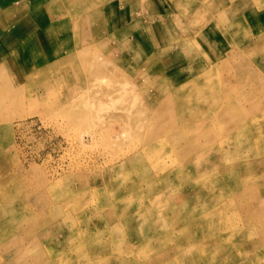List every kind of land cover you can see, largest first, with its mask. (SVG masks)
<instances>
[{"label":"rangeland","instance_id":"374dc122","mask_svg":"<svg viewBox=\"0 0 264 264\" xmlns=\"http://www.w3.org/2000/svg\"><path fill=\"white\" fill-rule=\"evenodd\" d=\"M54 13L57 61L0 73V264H264V0Z\"/></svg>","mask_w":264,"mask_h":264},{"label":"crops","instance_id":"0c3cea01","mask_svg":"<svg viewBox=\"0 0 264 264\" xmlns=\"http://www.w3.org/2000/svg\"><path fill=\"white\" fill-rule=\"evenodd\" d=\"M55 7L58 0H0V73L7 75L9 88L59 58ZM27 42L31 44L27 46Z\"/></svg>","mask_w":264,"mask_h":264},{"label":"bare ground","instance_id":"6f19581e","mask_svg":"<svg viewBox=\"0 0 264 264\" xmlns=\"http://www.w3.org/2000/svg\"><path fill=\"white\" fill-rule=\"evenodd\" d=\"M181 90V89H180ZM234 96V95H233ZM232 97V96H231ZM230 97V98H231ZM229 98V99H230ZM220 99H222L221 97H220ZM228 99V100H229ZM224 104V108H225V110H224V112H223V114H228L229 112L231 113V111H229V109H227V104H226V102H223ZM177 106H178V110H173V111H176L177 112V115H180L181 117H180V120H179V123H181V122H183V124H185V121L186 120H184V117H185V115H186V113H187V110L189 109V107H190V103H187V102H183V103H178L177 104ZM238 107V106H237ZM173 114H174V112H172ZM220 113H222V112H220ZM231 116V115H230ZM224 118V117H223ZM236 128V127H235ZM233 130V129H232ZM178 137L180 138V142L178 143L180 146H181V144H182V141H184L185 140V138L187 137V138H189V135H188V133H186V132H182L181 133V135H178ZM186 138V139H187ZM174 146H175V143L173 144ZM177 145V144H176ZM211 147V146H210ZM150 150V149H149ZM149 150H144L142 153H140V154H138L137 156H135V160L134 159H128V160H126L125 162H123V164L122 165H120V167L119 168H123V167H125V165L128 163H134V162H137L138 160L140 161L142 158H145V159H148V158H150L151 157V152L149 151ZM212 151H214L215 152V154H218L219 152L221 153L222 152V150H221V148L220 147H216V145H212ZM180 159H181V156H180ZM134 160V161H133ZM182 161L184 160V158L182 157V159H181ZM191 163V161H187L185 164H187V166L189 165ZM130 165V164H129ZM189 167V166H188ZM190 168L192 169V173H193V175L195 174V175H197V166L196 167H193L192 168V166H190ZM167 169H164V171L167 173V171H166ZM166 175H168V174H166ZM196 177V176H195ZM176 179L178 180V181H181V182H183L182 180H185V177H184V175H183V173L181 172V169H180V171H178V174H177V177H176ZM175 179V180H176ZM159 180H162V183H161V185H162V192H161V194L159 195V197H158V199L157 200H160V199H165V200H167L166 202H169V201H174V200H176V198H178V199H180V200H182V201H184L183 200V198H182V195L179 197V195H177L176 193H167L166 191H167V188L168 187H170V185H171V183H170V181L169 180H171L170 179V177L168 178L167 176H165V178H164V176L162 177V178H160ZM192 181H190V185L192 184V185H196L195 183H191ZM152 191H153V189H152ZM154 192V191H153ZM178 197H177V196ZM151 206H152V208L154 207V208H156V206L153 204H151ZM144 207H145V205L144 206H142V208L144 209ZM159 207H162V206H159ZM141 208V209H142ZM151 208V207H150ZM147 209V208H146ZM148 212V211H147ZM155 229V230H154ZM152 234H155L156 233V231L158 230V229H156V228H154V227H152Z\"/></svg>","mask_w":264,"mask_h":264}]
</instances>
